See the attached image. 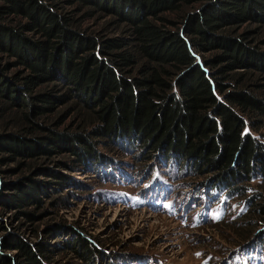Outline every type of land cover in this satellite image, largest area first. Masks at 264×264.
I'll use <instances>...</instances> for the list:
<instances>
[{
  "label": "trees",
  "instance_id": "16d2710c",
  "mask_svg": "<svg viewBox=\"0 0 264 264\" xmlns=\"http://www.w3.org/2000/svg\"><path fill=\"white\" fill-rule=\"evenodd\" d=\"M261 129L264 0H0V264H109L62 214L95 165L169 168L246 205L229 242L264 237Z\"/></svg>",
  "mask_w": 264,
  "mask_h": 264
},
{
  "label": "rangeland",
  "instance_id": "374dc122",
  "mask_svg": "<svg viewBox=\"0 0 264 264\" xmlns=\"http://www.w3.org/2000/svg\"><path fill=\"white\" fill-rule=\"evenodd\" d=\"M252 133L264 141V129ZM100 166H94L102 174L98 179L87 169L64 171L78 183L70 192L81 197L70 195L72 205L62 214L94 237L109 264H264V237L236 244L224 237L227 230L214 227L246 209L240 200L186 178L174 180L176 186L157 184L156 176L172 175L169 168L156 169L146 182H133L121 168Z\"/></svg>",
  "mask_w": 264,
  "mask_h": 264
}]
</instances>
